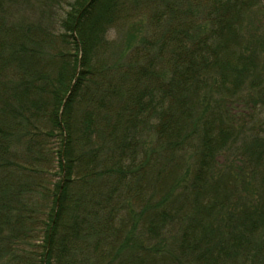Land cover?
<instances>
[{"label": "trees", "instance_id": "16d2710c", "mask_svg": "<svg viewBox=\"0 0 264 264\" xmlns=\"http://www.w3.org/2000/svg\"><path fill=\"white\" fill-rule=\"evenodd\" d=\"M11 1L0 264H264L260 1Z\"/></svg>", "mask_w": 264, "mask_h": 264}, {"label": "rangeland", "instance_id": "374dc122", "mask_svg": "<svg viewBox=\"0 0 264 264\" xmlns=\"http://www.w3.org/2000/svg\"><path fill=\"white\" fill-rule=\"evenodd\" d=\"M54 1L60 0H12L4 10H6L9 15H12L18 20L24 18V16H31L32 14L34 15L36 13L38 14L39 12L43 11L40 10L42 7L47 6L49 3H53ZM45 14L46 13H44V15ZM144 22L146 23V19ZM121 35H123V32H120L119 34L116 33L115 35V31H113L111 37L119 41L124 38V36Z\"/></svg>", "mask_w": 264, "mask_h": 264}, {"label": "water", "instance_id": "95a60500", "mask_svg": "<svg viewBox=\"0 0 264 264\" xmlns=\"http://www.w3.org/2000/svg\"><path fill=\"white\" fill-rule=\"evenodd\" d=\"M260 1H261L262 6L264 7V0H260Z\"/></svg>", "mask_w": 264, "mask_h": 264}]
</instances>
